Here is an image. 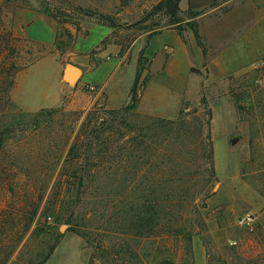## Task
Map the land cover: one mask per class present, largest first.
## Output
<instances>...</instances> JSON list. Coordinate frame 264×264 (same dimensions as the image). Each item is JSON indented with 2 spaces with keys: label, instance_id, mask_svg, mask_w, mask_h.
Returning <instances> with one entry per match:
<instances>
[{
  "label": "rangeland",
  "instance_id": "obj_1",
  "mask_svg": "<svg viewBox=\"0 0 264 264\" xmlns=\"http://www.w3.org/2000/svg\"><path fill=\"white\" fill-rule=\"evenodd\" d=\"M157 1L0 0L3 26L13 37L23 40L20 45L24 52L43 56L15 73L9 92L15 110L0 115L5 122H11L12 118L17 130L7 140L6 152L18 149L25 156L15 165L21 173L18 186L22 190L34 186L35 196L42 195L41 207L30 229L5 264H38L52 246V252L42 264L88 262L91 246L71 231L65 217L58 219L42 207L48 200L56 198L52 194L56 172L85 112L92 106L109 107L103 93L93 101L95 92H89L87 86L84 87L86 95L66 98L60 106L45 107L52 105L48 98L60 87L62 66L72 61H101L95 47L98 42L88 49L96 35L88 37V34L94 25H103V17L114 24L113 27L103 25L109 30L105 47L119 46V54H127L126 62L136 53L138 59L140 51L143 56L144 43L148 44L158 34L174 30L181 36L186 34L183 30H189L192 38L189 23L196 24L205 50L202 54L192 39L187 78L175 81L172 76H164L165 62L160 69L149 73L148 81L153 83L143 95L140 106L148 113L137 109L141 114L164 119L176 118L181 109L188 113L196 111L195 116H198L204 98L210 112L209 131L216 176L205 207L200 209L204 230L193 235L190 242L182 241L178 249L173 247L172 238L168 239L166 242L172 247L158 253L147 264L161 256H171L178 263L184 248L193 254L194 240H199L203 246L206 264H264V0H211L199 5L181 0L182 21L178 24H169L161 15H152L151 8ZM45 6L71 24L57 23L44 13ZM74 24L78 25L77 29ZM28 31L34 38L24 35ZM77 41L80 51L75 50ZM160 51L167 57L168 49L161 48ZM151 60L146 58L142 65L147 67ZM131 70V63H128L118 71V86L108 102L110 107L121 106L126 88L132 81ZM13 88L14 98H11ZM56 109L62 112L54 114V121L50 123V112ZM35 113H40L38 131L29 136L35 125L31 120ZM188 120L194 123L191 116ZM187 141L191 150L195 146L198 149L196 132L193 131ZM11 171L15 168L7 166V172ZM35 173L34 184L29 177ZM4 188L7 193L0 197L1 209L15 202L10 187L5 185ZM65 200L73 202L76 198ZM17 204H22V198ZM12 215L14 217L4 225L8 234L13 226L16 227L12 231L22 228L25 220L20 207ZM246 216L252 218L248 225L242 222ZM4 233H7L5 229ZM11 246L12 242L4 239L0 252L10 250Z\"/></svg>",
  "mask_w": 264,
  "mask_h": 264
},
{
  "label": "trees",
  "instance_id": "obj_2",
  "mask_svg": "<svg viewBox=\"0 0 264 264\" xmlns=\"http://www.w3.org/2000/svg\"><path fill=\"white\" fill-rule=\"evenodd\" d=\"M180 1L158 0L151 8L152 15H161L169 24H178L182 21ZM43 9L57 23L71 24L48 7ZM101 23L114 26L104 17ZM74 25L77 29L78 25ZM188 27L204 54L196 24L189 23ZM66 34L71 37L69 32ZM108 38L109 35L105 36L95 47L104 49ZM21 42L3 26L0 18V115L15 110L9 97L15 73L43 57L24 52ZM142 61L146 62V58L140 51L127 99L120 107L92 106L85 112L56 172L52 185L56 198L42 207L58 219L65 217L71 231L91 246L87 264H147L158 253L172 247L167 244L168 239L172 238L173 247L178 249L182 241L190 242L205 227L200 209L205 207L211 194L209 188L216 182L210 112L204 98L198 116L196 111L188 113L182 109L174 119L137 112L141 91L148 81V74L142 75L146 68ZM57 112L62 111L51 110L50 123ZM39 114L35 113L31 119L35 125L29 136L38 131ZM190 116L194 123L188 120ZM14 125L12 118L11 122H5L0 116V174L3 172L0 197L7 193L4 186L8 185L15 198L5 209L0 205V244L4 239L12 242L10 250L0 252V264L6 263L30 229L42 200V195L35 196L34 186L23 190L18 186L21 173L15 165L25 156L18 149L7 153L5 145L17 132ZM193 131L198 149L195 146L191 150L187 140ZM185 147L189 150L185 151ZM7 166H13L15 171L7 172ZM36 175L29 177L34 184ZM73 197L76 201L65 200ZM21 198L22 204L18 205ZM19 207L25 216L23 226L13 231L16 226L11 227L8 234L4 225ZM53 247L38 264L43 263ZM186 263L194 264V259L190 249L184 248L178 264Z\"/></svg>",
  "mask_w": 264,
  "mask_h": 264
},
{
  "label": "crops",
  "instance_id": "obj_3",
  "mask_svg": "<svg viewBox=\"0 0 264 264\" xmlns=\"http://www.w3.org/2000/svg\"><path fill=\"white\" fill-rule=\"evenodd\" d=\"M184 31H186V34L183 35L182 33L181 36L177 34L174 30H170V32L166 34L164 33L158 34L152 37L149 40L148 44L145 45L144 43L143 45L145 46L143 49V56L148 60H151L155 56V54L158 51H160L161 48L168 49V55L165 61L166 64H165L164 76L167 77L172 76L174 80L184 79V77L186 76L188 77L191 67V63L189 61V48L193 37L191 38V34L189 30H183V32ZM108 33L109 30L107 27L103 25H94L93 28L89 30L88 37H93L94 35H96V40L88 49H90L97 42L102 40L105 36L108 35ZM91 34L92 36H90ZM24 35L28 36L29 38H34V36L30 31L26 32ZM77 43L78 41L75 43V50L80 51V49L77 47ZM139 50L140 47L138 48V51ZM110 52L112 53L111 56H109ZM98 55L101 58V61L71 62V64L81 69V75L73 83L69 82L63 75V70L65 65L62 66L59 71L60 87L53 96H50V98H48V101L52 105L45 108L60 106L63 103L64 99L66 98L68 99L69 97L72 96L74 98H77L78 94L86 95V91H85L86 89H84V87L89 85H92L94 86V88H96L93 90V92H95L94 96L92 97L93 101L97 98L98 94L103 93L105 95L107 106L109 108H113L108 105V102L111 99V97L114 95V91L118 86V78H119L118 71L122 66L131 63V67H132L131 73H133L131 78L133 81L137 67V53L134 55L133 59H130L129 62H126L125 61L127 57L126 52L119 54V46L108 45L104 49L99 50ZM151 83H153L151 80L146 83L145 88L141 93L140 100L137 105V109L142 113H148V111L141 110L140 106L142 104L143 95L146 93ZM131 84L126 88L127 94L124 95L122 104L127 99ZM14 90L15 88H13L11 91V98H14ZM88 97L91 98V96ZM37 109H33V111ZM193 258H194V264H206L205 250L199 240L193 241ZM63 264H73V263L63 262ZM150 264H178V263H177V259H174L171 256H161L158 257L155 261H152Z\"/></svg>",
  "mask_w": 264,
  "mask_h": 264
},
{
  "label": "water",
  "instance_id": "obj_4",
  "mask_svg": "<svg viewBox=\"0 0 264 264\" xmlns=\"http://www.w3.org/2000/svg\"><path fill=\"white\" fill-rule=\"evenodd\" d=\"M211 0H189L190 5H199ZM166 60V54L164 51H158L155 56L152 58L149 65L143 69L142 75H147L154 72L157 69H160ZM63 75L69 82H75L81 75V69L77 66L68 63L64 66Z\"/></svg>",
  "mask_w": 264,
  "mask_h": 264
},
{
  "label": "built area",
  "instance_id": "obj_5",
  "mask_svg": "<svg viewBox=\"0 0 264 264\" xmlns=\"http://www.w3.org/2000/svg\"><path fill=\"white\" fill-rule=\"evenodd\" d=\"M87 88L89 91H93L95 89L94 86L92 85L87 86ZM251 221H252L251 216H246L245 218H242V222H244L247 225L250 224Z\"/></svg>",
  "mask_w": 264,
  "mask_h": 264
}]
</instances>
